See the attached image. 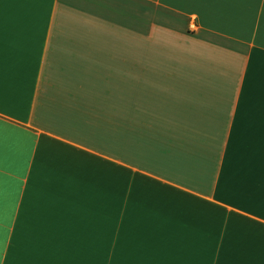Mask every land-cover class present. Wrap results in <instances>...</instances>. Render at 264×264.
<instances>
[{"label":"crops","instance_id":"obj_1","mask_svg":"<svg viewBox=\"0 0 264 264\" xmlns=\"http://www.w3.org/2000/svg\"><path fill=\"white\" fill-rule=\"evenodd\" d=\"M0 264H264V0H0Z\"/></svg>","mask_w":264,"mask_h":264},{"label":"rangeland","instance_id":"obj_2","mask_svg":"<svg viewBox=\"0 0 264 264\" xmlns=\"http://www.w3.org/2000/svg\"><path fill=\"white\" fill-rule=\"evenodd\" d=\"M116 176H117V170H116V168H114L111 170V177H112V179H116Z\"/></svg>","mask_w":264,"mask_h":264},{"label":"built area","instance_id":"obj_3","mask_svg":"<svg viewBox=\"0 0 264 264\" xmlns=\"http://www.w3.org/2000/svg\"><path fill=\"white\" fill-rule=\"evenodd\" d=\"M191 27H193V26H191Z\"/></svg>","mask_w":264,"mask_h":264}]
</instances>
